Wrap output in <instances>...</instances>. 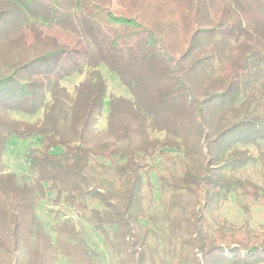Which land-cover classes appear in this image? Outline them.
Instances as JSON below:
<instances>
[{"label": "trees", "instance_id": "1", "mask_svg": "<svg viewBox=\"0 0 264 264\" xmlns=\"http://www.w3.org/2000/svg\"><path fill=\"white\" fill-rule=\"evenodd\" d=\"M100 64L132 95L109 97L104 129L97 127L108 91ZM86 69L69 91L63 80ZM11 110L41 117L17 119ZM152 128L165 136L153 138ZM13 136L43 138L26 154L34 183L2 169ZM259 140L264 0H0V264H54L59 253L92 264L73 224L57 225L56 245L42 228L36 207L48 190L87 211L122 264H149L144 172L162 146L184 152L180 173L160 183L171 193L167 221L179 224L191 263L264 264V237L249 227L221 244L204 226L214 200L246 187L233 172L256 160L243 147ZM99 159L112 161L102 163L111 173L98 170Z\"/></svg>", "mask_w": 264, "mask_h": 264}, {"label": "rangeland", "instance_id": "2", "mask_svg": "<svg viewBox=\"0 0 264 264\" xmlns=\"http://www.w3.org/2000/svg\"><path fill=\"white\" fill-rule=\"evenodd\" d=\"M31 23H35L34 20ZM44 32L51 34L61 41L71 42V35L58 28L45 23H37ZM98 69L105 76L108 84L107 97L104 109L97 127L104 129L107 126L108 104L111 95L132 97L129 89L121 79L112 72L105 64H100ZM88 69L83 74L75 73L63 80V84L73 92L76 85L82 81ZM245 98H242L244 100ZM13 118L35 121L41 117V113L28 115L23 112L10 111ZM150 133L153 138H163V132L152 128ZM43 138L33 136L29 139L10 137L3 152V164L6 172L15 173L20 183H34L35 174L29 169L26 154L31 148H42ZM249 153L256 158L247 166L233 172L234 175L243 179L245 188L237 192H231L226 198L216 199L205 214L204 226L208 238L221 244H227L235 239V236L244 238L249 227L260 237H264V140L257 144L244 146ZM54 153L63 151L62 147L52 149ZM184 152L175 147H160L156 153L148 159L144 172L145 192L143 199V226L149 230V251L151 257L149 264H198L192 258V254L185 247L184 239L179 232V224H170L171 193L161 187L162 175L171 178L172 172L180 173L183 168ZM112 164L111 160L99 159L98 170L104 174L111 173L107 168ZM106 171V172H104ZM48 186V185H47ZM56 191L48 190L45 199L39 201L36 207V216L47 235L56 245L60 239L57 225L62 222L73 224L80 236L84 239L92 264H122V258L111 250L106 244L102 234L90 221L87 211L77 209L68 204L63 198L56 199ZM89 208L103 209V204L97 200H88ZM170 217V216H169ZM174 221V220H173ZM175 230L171 235L169 228ZM64 238V237H63ZM256 238L254 237L253 240ZM54 264H75L74 261L59 253Z\"/></svg>", "mask_w": 264, "mask_h": 264}]
</instances>
